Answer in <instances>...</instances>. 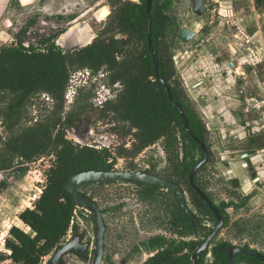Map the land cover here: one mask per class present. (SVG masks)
Instances as JSON below:
<instances>
[{
	"label": "rangeland",
	"instance_id": "rangeland-1",
	"mask_svg": "<svg viewBox=\"0 0 264 264\" xmlns=\"http://www.w3.org/2000/svg\"><path fill=\"white\" fill-rule=\"evenodd\" d=\"M167 1H170V12L177 15L181 27H189L196 31V36L189 43L179 41L172 33L166 40L176 63L177 75L174 83L185 90L187 102L202 119L208 131L211 155L208 165L200 173V179L215 204L220 205L223 201L232 203L227 209L228 223L219 231L215 242L230 241L236 247L248 245L264 254V152L258 156L260 169L252 165L250 155L242 156L246 149L256 154L255 149L260 148L264 142L261 145L250 142L249 146L247 142L245 145L246 129L237 132L238 128H241L238 126H229L230 131L227 135L218 134L216 126L209 130L206 118L201 115L199 102L196 100L199 94L192 92L193 89L187 79L188 65L191 63V67L199 66L198 70L202 71L206 61L204 57L216 55L219 51L218 46L222 45V42L227 44L228 48H235L237 55L242 54L243 66L248 63L245 59H249L251 64L258 67L259 64L256 63H260V59L264 56L251 62L250 54L255 59L258 50L257 45L252 44L257 38L254 36L255 29L251 32L246 31L248 30L246 25L264 18V14L256 12L254 0H214L215 6L210 7L201 17L192 11L191 0ZM45 2L52 7L64 5L65 11L45 13L39 2L28 5L24 0H0V48L10 43L40 46L41 37L51 34L65 50H71L86 45L97 36H103V31L109 27L108 23L111 20L109 14L113 8L103 7L94 16L93 3L90 0L61 2L46 0ZM243 6L244 8H241ZM250 9L252 14L245 13ZM7 20L9 26L5 24ZM173 30L176 34L180 31V29ZM116 31L117 29L106 35L115 34ZM60 33L62 34L59 35ZM240 42L247 45L239 46ZM203 45L207 46L204 48ZM200 59L205 60L201 62L203 65L201 68ZM263 59L261 66L258 67L259 72L264 71ZM78 71H72V78L77 87L74 103L71 105L65 103L61 111L63 119L71 112L79 118L73 127L67 129V138L82 145L89 144L99 148L107 146L114 152L124 144L131 147L133 135L126 133L123 129L124 123L115 119L112 114L102 115L101 108L93 103L98 82L92 81V75L89 76L86 70ZM240 71H244L242 66ZM103 81L110 84L108 77ZM121 88L122 86L115 89L119 91ZM46 95L38 93L30 99L24 118L17 129L47 121L54 115L56 101ZM8 99H10L9 95L0 94V115ZM260 116L264 117V112L257 110L254 117ZM260 128H262L260 125H254V129ZM240 133L244 139L237 138ZM8 135L9 132L0 117V137L5 140ZM1 138L0 147L3 141ZM261 148L264 151V144ZM189 155V158L201 157L198 149L193 150ZM182 157L180 146L166 149L165 141L160 140L136 156L119 157L116 169L130 170L129 166L133 163L137 170H150L152 174L163 178L176 173L177 162ZM53 160V155L42 156L28 164L16 159L14 170L0 172V180L6 181L5 185L0 186V250H5V240L9 237L12 226L16 225L30 231L20 220L19 214L25 208L32 207L33 202L39 197L46 182V173ZM18 167L21 170H17ZM183 188L191 209L202 216L205 224L215 227L211 217L202 215L194 207L184 181ZM79 190L96 200L104 213L107 229L102 264L123 262L142 264L157 251L158 247L150 244V238L157 235L177 241L202 238L199 234L183 237L170 229L168 225L170 204L175 201V195L167 188L162 187L155 191L156 200L143 199V186L122 181L104 185L83 184L80 185ZM93 216L86 208L78 207L72 222L78 227L79 232L85 235L86 241L91 243V251L95 248L96 238ZM52 255L53 253L47 256L43 264H48L47 261ZM64 260L66 264H89L88 260L74 255H66ZM212 263L213 258L209 253L204 264ZM0 264L14 263L6 260L0 261ZM240 264L245 263L240 262Z\"/></svg>",
	"mask_w": 264,
	"mask_h": 264
},
{
	"label": "trees",
	"instance_id": "trees-1",
	"mask_svg": "<svg viewBox=\"0 0 264 264\" xmlns=\"http://www.w3.org/2000/svg\"><path fill=\"white\" fill-rule=\"evenodd\" d=\"M112 1L117 2V5L109 15L111 20L109 27L103 31L104 35L96 37L83 47L66 51L48 37L42 40L40 46L26 47L21 43H10L0 48V94L10 96L0 115L9 132L5 140L0 137L3 140L0 147V171L14 170L16 159L28 163L46 155L54 157L39 197L32 207L25 208L19 214L20 220L30 231L12 226L10 235L5 240V250H0V261L43 264L45 258L67 239L78 209L73 196L66 189L68 180L83 171L115 170L119 157L136 156L160 140L165 141L166 149L180 146L183 152L182 159L177 162L176 173L163 178L182 187L184 181L194 207L217 224L212 209L190 183V173L202 160L204 153L185 130L184 119L160 80L162 76L169 83L174 100L181 104L190 121L192 132L208 148V160L197 171L195 183L213 201L200 179V173L208 165L211 155L208 131L187 102L185 90L174 83L176 63L166 39L171 33L175 37L177 34L166 27L170 24L169 15L164 13V5L154 3L151 9L152 36L160 61L159 75H156L148 42L147 0L142 3L130 0ZM255 2L258 7H264V0ZM116 29L115 34L106 35ZM84 69L94 73L105 70L111 85L118 82L122 85L117 98L108 101L100 112L105 116L112 114L115 119L124 123L126 133L133 135L131 147L124 144L114 152L107 146L99 148L89 144L82 145L67 138V129L73 127L79 118L73 112L64 119L61 116L65 92L72 71ZM38 93L48 94L56 101L54 115L47 121L17 129L24 118L28 102ZM196 149L200 151L201 157L189 158V154ZM129 169L137 170L133 163ZM5 184L4 180L0 182V186ZM104 184L108 183H99ZM136 184L143 186L142 197L145 200H156L155 191L162 188L157 185ZM169 190L175 195V201L170 204V229L183 237L199 234L202 238L177 241L166 239L162 235L152 237L150 244L158 247L157 251L142 264H193L194 252L214 228L205 224L200 214L194 212L196 219L190 218L183 211L176 193ZM231 204L226 201L220 205L215 204L224 218V226L228 223L227 209ZM215 238L211 247L198 257L199 264H204L209 253L213 258L212 264L228 263V250L236 246L230 241L215 242ZM243 248L262 254L248 245ZM240 262L264 264L256 256L238 253L232 264ZM47 263H50V259Z\"/></svg>",
	"mask_w": 264,
	"mask_h": 264
},
{
	"label": "crops",
	"instance_id": "crops-1",
	"mask_svg": "<svg viewBox=\"0 0 264 264\" xmlns=\"http://www.w3.org/2000/svg\"><path fill=\"white\" fill-rule=\"evenodd\" d=\"M45 1L27 0V3L32 5L39 2V5L44 6L47 12L51 9L60 11V6L54 9L55 6L52 7ZM241 8H244V6ZM255 8L257 13L264 14V7H258L256 2ZM245 13L252 14V9ZM246 28L244 30L249 32L255 29L254 36L257 38L252 42V44L257 45L258 49L254 56L255 59L250 54L251 62H253L264 56V18L247 24ZM243 44L247 45L242 42L238 45ZM226 45L222 42V45L218 46L219 51L216 55L213 54L208 58L204 57L206 61L204 59L199 60L200 68L203 66L201 62L205 61V65L202 67L203 72L198 70L199 66L193 65L191 67L190 63L187 79L191 89H193L192 92H198L199 94L196 100L199 102L201 115L206 118L209 130L216 126L218 134L227 135L230 131L229 126H238L241 128H238L237 132L246 129L245 145H247V142L248 146L250 142L261 145L264 142V117L256 118L254 115L257 110L264 112V71H258V67L261 66V59L264 57L260 59V63H256L259 64L258 67L251 64L249 59H245L248 62L245 64L248 67L245 68L242 62L243 58H241L242 54L237 55L235 48H228ZM206 46L203 45L204 48ZM241 66L244 68L242 72L240 71ZM192 92L191 94H193ZM254 125H260L262 128L254 129ZM237 138L244 139V137H241V133L237 135ZM261 147L255 149L256 154L250 153V149H246L245 153L242 154L244 157L250 155V162L257 169H260L258 156L261 152H264Z\"/></svg>",
	"mask_w": 264,
	"mask_h": 264
},
{
	"label": "water",
	"instance_id": "water-1",
	"mask_svg": "<svg viewBox=\"0 0 264 264\" xmlns=\"http://www.w3.org/2000/svg\"><path fill=\"white\" fill-rule=\"evenodd\" d=\"M27 1V0H24ZM153 5V0H147V27H148V42L149 49L153 56L155 62V72L156 75H159L160 69V61L159 55L156 46L153 42L152 36V25L153 20L151 17V9ZM194 11L196 14L202 16L204 14V0H194ZM6 25H9V21L7 20ZM196 34L194 30L189 27H184L179 33L178 38L184 43H188ZM160 80L163 83L165 90L172 100L174 106L179 109L183 119H184V128L190 134V136L195 140V142L202 149L204 156L202 160L196 164L191 173H190V183L191 186L197 191L200 197L207 203V205L212 209L213 213L217 218V224L209 233V235L204 239L203 243L200 247L194 252L192 256L193 264L198 263V257H200L207 249L211 247L213 239L218 235L219 231L224 227V218L215 205L213 201H211L207 195L196 185L195 176L197 171L207 162L209 157V151L206 144L196 136L191 129L190 121L181 106V104L174 100V95L172 93L171 87L169 83L165 80L164 77L160 76ZM114 181H122L129 183H143L147 185H157L163 188L172 189L181 204L183 211L192 219H196V215L194 211L191 209L188 199L186 197V192L184 188L178 183L168 180L166 178H162L156 175H153L145 170H88L80 172L73 177H71L66 183V189L73 196L74 201L78 205V207H83L89 210L95 217V227H96V249L93 255H91L89 264H102L104 252H105V233L107 229V225L104 219V213L100 205L87 193H83L79 190L80 185L83 184H91V183H101V182H114ZM82 235H76L74 238L66 241L59 248H57L51 259L49 264H63V258L65 255L73 254L83 260L88 258V243H82L81 238ZM229 259L227 264H232L233 258L238 253H243L247 255H252L260 258L264 261V255L259 254L254 250H248L243 247H232L229 248Z\"/></svg>",
	"mask_w": 264,
	"mask_h": 264
},
{
	"label": "flooded vegetation",
	"instance_id": "flooded-vegetation-1",
	"mask_svg": "<svg viewBox=\"0 0 264 264\" xmlns=\"http://www.w3.org/2000/svg\"><path fill=\"white\" fill-rule=\"evenodd\" d=\"M59 2H61V1H63V0H58ZM85 1V0H84ZM92 3H93V12H95V14H94V16L95 15H97V12H99L103 7H109V9L110 8H114V6L115 5H117L116 3L117 2H113L112 0H90ZM192 1V11L196 14V12L194 11V0H191ZM143 2V0H140V1H138V3H142ZM161 3L162 5H164L163 6V10H164V13L165 14H167V15H169V22H170V24H168L166 27L167 28H171V29H180V31L184 28V27H181V25L179 24V22H178V19H177V15L176 14H173V13H171L170 12V8H171V3H170V1H167V0H153V5H154V3ZM153 5H152V8H153ZM161 5V6H162ZM59 6V5H58ZM215 6V1L214 0H204V14L202 15V16H204L206 13H207V11L210 9V7H214ZM42 7V10H43V12H45V13H50V12H59V13H62V12H64L65 11V9H64V5L63 6H60V8H59V10L60 11H56V10H53V9H51V11H49V12H47L46 11V9L44 8V6H41ZM56 7L57 6H55V8L54 9H56ZM63 9V10H62ZM92 9V8H91ZM112 11H113V9L112 10H110V14L112 13ZM109 14V15H110ZM197 16H200V15H198V14H196ZM201 17V16H200ZM10 24V23H9ZM7 26H9V25H7ZM193 30V29H192ZM179 31V32H180ZM178 32V33H179ZM196 32V31H195ZM178 33H177V36H176V38L179 40V41H181L179 38H178ZM62 33H60L59 35H61ZM196 36V34L194 35V37ZM48 37H51L54 41H56L55 39H54V36H52L51 34H49L48 36H44L43 35V37H41V45H42V40L43 39H45V38H48ZM98 37V36H97ZM193 37V38H194ZM96 38V37H95ZM95 38H93V40L95 39ZM192 38V39H193ZM191 39V40H192ZM92 40V41H93ZM190 40V41H191ZM91 41V42H92ZM189 41V42H190ZM57 42V41H56ZM91 42H89V43H91ZM181 42H183V41H181ZM188 42V43H189ZM58 43V42H57ZM89 43H87V44H89ZM184 43V42H183ZM22 44V43H21ZM58 44H60V43H58ZM86 44V45H87ZM24 46H26V47H29V46H31V45H33V44H26V43H24L23 44ZM61 45V44H60ZM35 46V45H34ZM62 47H63V45H61ZM85 46V45H84ZM81 47H83V46H81ZM64 48V47H63ZM79 48V47H78ZM76 49V48H75ZM71 50H73V49H71ZM66 51H69V50H66ZM137 171V170H136ZM145 171H148L149 173H151L150 172V170H145ZM152 174V173H151ZM154 175V174H153ZM114 182H117V181H114ZM110 183H113V182H110ZM99 184V183H98ZM134 184H136V183H134ZM95 218V217H94ZM95 220V219H94ZM95 230H96V227H95ZM70 235V236H69ZM69 238L66 240V241H68V240H70V239H72V238H74L76 235H82L83 237L81 238V242L82 243H88L89 244V246H88V258L86 259V260H88V262L90 263V258H91V255H93V253L95 252V249H96V238H95V248L94 249H92V251H91V249H90V247H91V243L89 242V241H86V238H85V235L83 234V233H81V232H79V230H78V227L77 226H74V224H72V227H71V230H70V232H69ZM65 243V242H64ZM63 243V244H64ZM105 253V252H104ZM68 255H73V254H68ZM66 256V255H65ZM64 256V257H65ZM75 256V255H74ZM77 257V256H76ZM79 258V257H78ZM81 259V258H80ZM63 260V264H66L65 263V260H64V258L62 259ZM121 264H125V262H123V263H121Z\"/></svg>",
	"mask_w": 264,
	"mask_h": 264
},
{
	"label": "built area",
	"instance_id": "built-area-1",
	"mask_svg": "<svg viewBox=\"0 0 264 264\" xmlns=\"http://www.w3.org/2000/svg\"><path fill=\"white\" fill-rule=\"evenodd\" d=\"M84 70H86V73L89 76L92 75V81L98 82L96 96L93 99V103L95 104L96 107L103 108L108 101L114 100L117 98V95L120 90L118 91L115 88L121 87L122 85L119 82L113 85L105 83L103 80L107 78V75H108V73L105 70H101L98 73H94L93 71L91 72L89 69H84ZM78 73L81 74L82 72L78 71ZM76 89L77 87L75 85V81L72 78V74H71V78H70V81L68 83V86L65 92V103L67 105H71L74 103V99L77 94ZM45 96L47 95L45 94ZM48 97L50 99V95H48Z\"/></svg>",
	"mask_w": 264,
	"mask_h": 264
}]
</instances>
